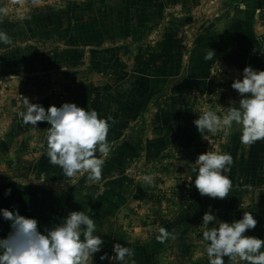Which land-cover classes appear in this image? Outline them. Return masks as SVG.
Returning a JSON list of instances; mask_svg holds the SVG:
<instances>
[{
	"label": "rangeland",
	"instance_id": "obj_1",
	"mask_svg": "<svg viewBox=\"0 0 264 264\" xmlns=\"http://www.w3.org/2000/svg\"><path fill=\"white\" fill-rule=\"evenodd\" d=\"M90 1L94 0H0V31L7 33L12 39L10 45L0 43V72L4 69L7 70L6 74L20 75L23 67H14L11 59L15 63L17 59L20 62L25 58H35L32 57L35 47L50 48L60 40L67 42L69 19L76 26L81 25V28H72L70 42L75 44L82 42L79 41L84 38L79 33L84 23L82 14ZM207 2L211 4L209 0ZM120 3L121 0L105 2L108 10ZM150 4L156 5V9L153 6L155 12L153 10L151 14L148 13L150 20L140 16L143 30L137 37L133 36L136 39L134 41L160 42L159 37L164 33L165 21L174 19V16H169L168 13H183L181 8H164L162 0H152ZM140 5L145 9L149 8L148 0L141 2ZM205 5L206 3H202L196 8L193 14L195 18L192 17L189 22L175 26L174 30L179 35L182 31H189L199 18V14L207 11L203 10ZM129 6L131 5L125 1L123 8L129 9ZM254 7L264 17V10L261 9L264 7V1L256 2ZM131 8L138 9L137 4ZM97 10L101 15L102 8L97 7ZM153 20L155 24L152 23ZM63 29L66 33L58 35L57 31ZM107 36L109 42H115L113 44L120 41L112 34ZM156 45L153 43V47ZM155 48L153 52L157 54L163 52ZM2 49L9 50L2 52ZM5 53L11 55L4 58ZM123 54L125 64H130L132 59L128 52L124 51ZM34 68L36 71H33ZM37 68L33 67L29 74L31 76L36 74ZM158 80L155 81V88L151 82L140 85L142 88L139 94V113L126 106L121 108L122 120L118 121L116 128L109 129L107 139L112 151L104 160L100 180H88L86 179L88 174L82 173L83 175L74 180L47 185L37 183V178L33 174L38 151L46 150V146H42V138L47 129L44 127L38 130V127L26 125L13 116L6 119L2 114L6 116L9 114L3 112L4 104L15 106L17 98L11 97L16 93L7 92L10 94L5 95L4 91L0 90V207L15 206L20 214L35 217L38 223H42L54 214L53 212L49 215L54 193L65 189L69 190L71 195H75L79 193L81 187L85 185L90 187L87 192L91 194L86 195L92 197L91 202L94 203L91 211L97 224L94 234L102 235L105 241L100 252L93 254V264H111L108 259L101 261L99 256L105 252L114 255L112 252L114 242L127 244L133 249L134 254L129 258L128 264H131L132 260H135V264H208V257L204 251L206 242L201 237L203 231L201 220L204 212L209 210V205L217 217L216 223L222 220L231 222L240 219L243 213L251 212L257 224L253 229L246 230L245 234L264 238V140L251 145H239V139L234 138L236 132L231 129L216 133L205 132L201 135L193 124L199 112L211 109L223 114L221 108L209 105L200 91L198 92L201 95L196 94V102L193 109H189L191 113L189 112L187 117L186 113L167 117L163 105L166 95H161V91L168 88L165 91L167 94L170 86L168 82L165 83L166 86L164 82L163 86H160ZM146 86L150 88L147 89ZM0 87L8 89V84L0 83ZM146 94L150 96H145ZM128 99L125 97L126 102ZM141 113H144V122L139 119ZM140 128L144 129L142 137L139 133ZM125 139H128L125 146L117 144ZM117 149L119 152L116 154L114 151ZM207 150L231 153L233 164L228 175L233 186L228 196L222 199L213 198L214 204L207 203L212 198L207 195L201 196L203 208H198V212H192L189 205L194 197L200 195L191 180L192 177L194 180L195 176L194 162L199 153ZM122 153L124 157L121 156ZM145 174L152 176L151 184L143 180ZM6 188H11L10 195H4ZM43 190L50 192L47 194ZM47 203H50V207ZM161 227L174 232L175 238L167 239L163 243L158 241L156 236ZM9 231V222L0 218V237L6 236ZM225 261L226 264H232L227 258ZM236 264L243 262L237 260Z\"/></svg>",
	"mask_w": 264,
	"mask_h": 264
},
{
	"label": "crops",
	"instance_id": "obj_2",
	"mask_svg": "<svg viewBox=\"0 0 264 264\" xmlns=\"http://www.w3.org/2000/svg\"><path fill=\"white\" fill-rule=\"evenodd\" d=\"M125 1L131 5L129 9L123 8ZM144 1L146 0H121V3L114 5L111 10L106 8V0L90 1L84 7L85 11L82 14L84 23L79 32L84 37L83 40H79L82 42L78 44L70 42L72 28H81V25L76 26L69 19L67 42L56 41V45L50 48L35 47L33 50L35 53H32V57L35 58H25L20 62L17 59L15 63L11 59L14 67L23 68L17 76L6 74L7 70L4 69L0 72V83L8 84V89L0 87V90L4 91L5 95L10 94L7 92L16 93L11 98H17L15 106L4 104L3 112H8L9 115H2L6 119L13 116L17 121H23L18 113L23 110L24 97L30 102L41 103L45 108L51 104L59 106L66 101L75 102L81 107L95 109L100 116L108 120L109 129H113L123 118V113L120 112L123 106L139 113V94L142 88L140 85L151 82L155 88V81L158 79L160 86H163V82L164 86L167 82L170 86L163 101L167 117L184 113L187 117L196 102L198 91L209 105L221 108V113L224 114L228 107L233 106L231 103L238 102L240 98L236 90L230 87L232 80L241 76L242 69L246 65H251L255 69H264V17L254 7L256 2L264 0H209L211 4H208L207 0H162L164 8H181L183 13H168L169 16H174V19L165 21L164 33L159 37L161 41L158 43L149 40L134 41L143 30L141 17L150 20L148 15L156 9V5L150 4L152 0H148L149 8L145 9L140 5ZM135 3L138 9L131 8ZM202 3H206L203 10L207 11L199 14L200 19L196 20L189 31H182L179 35L174 30L175 26L189 22L196 8ZM97 7L102 8L101 15ZM261 9L264 10V7ZM68 14L70 16V13ZM152 23L155 24V21L153 20ZM57 32L58 35L66 33L64 29ZM108 34L120 39L119 43L109 42ZM134 35L136 36L133 37ZM153 43L163 51L161 54L153 52L156 49ZM19 50L21 52V47ZM213 50V57L205 59V54ZM124 51H127L132 59L130 64H125L123 61ZM14 54L16 55V52ZM10 55L11 53H5L3 57ZM35 66L38 67L37 73L31 76L29 70ZM46 69L51 71L47 72ZM33 71L36 69L34 68ZM166 90L168 88H165ZM219 93H223L224 98L221 102H216ZM125 97L129 98L127 102ZM110 114L112 116L109 117ZM191 116L193 117V114ZM37 127L38 130L44 127L47 129L48 124L37 122ZM231 130L236 132L234 138L239 139L240 133L235 129ZM46 136L47 132L42 138V146H46ZM127 140L117 144L121 143L125 146ZM238 144L242 145L240 140ZM114 152L117 154L119 150ZM121 156L124 157V154L122 153ZM35 159L37 163L34 165L33 174L37 178V183L44 185L60 183L83 175L67 177L59 166L50 164L47 146L46 150L38 151V158ZM86 179L89 180L88 177ZM89 189L90 187L85 185L75 195H71L69 190L65 189L54 193L49 215L53 212L54 214L51 218L47 217L45 222L38 223V226H51L72 210L84 209L93 217L91 211L94 203L91 202L92 197L86 195L91 194L87 192ZM43 191L47 194L50 192ZM207 203L214 204L213 198ZM47 205L50 207V203ZM189 206L192 212H198V208H203L201 195L194 197Z\"/></svg>",
	"mask_w": 264,
	"mask_h": 264
},
{
	"label": "clouds",
	"instance_id": "obj_3",
	"mask_svg": "<svg viewBox=\"0 0 264 264\" xmlns=\"http://www.w3.org/2000/svg\"><path fill=\"white\" fill-rule=\"evenodd\" d=\"M0 43L10 45L11 37L0 31ZM214 50L205 54L211 59ZM230 87L240 97L221 115L211 109L199 112L193 120L197 131L216 133L235 129L240 133L243 145L264 140V69L246 65L239 78H234ZM23 110L18 113L23 123L37 127V122H47V157L52 165L59 166L67 177L87 173L91 181L102 175L104 160L112 151L108 141L109 122L95 109L79 106L75 102H62L45 108L39 102H30L24 97ZM193 168L195 188L201 196L224 198L233 186L228 175L233 157L227 151H204L198 154ZM143 180L153 182L150 174ZM11 188L4 190L10 195ZM0 218L9 222L10 231L0 237V264H93V254L100 252L105 241L102 235L94 234L95 218L86 211L72 210L51 226H38L35 217L20 214L18 208L0 207ZM216 215L209 210L202 215V239L206 242L208 264H226L225 258L236 264H264V238L247 235L257 220L251 212L243 213L240 219L216 223ZM43 227V230L41 228ZM156 239L163 243L174 239L175 233L159 228ZM114 255L102 253L101 261L111 264H128L134 254L127 244L114 242ZM135 264V260L131 261Z\"/></svg>",
	"mask_w": 264,
	"mask_h": 264
},
{
	"label": "trees",
	"instance_id": "obj_4",
	"mask_svg": "<svg viewBox=\"0 0 264 264\" xmlns=\"http://www.w3.org/2000/svg\"><path fill=\"white\" fill-rule=\"evenodd\" d=\"M163 94H165V90H162L161 91V95H163ZM224 98V94L223 93H219V94H217V96H216V102H221L222 101V99ZM146 110V109H145ZM146 112V111H145ZM144 112V113H145ZM144 113H141L140 115H139V119H141V121L142 122H144ZM143 132H144V129L143 128H140V130H139V133H140V136L142 137V135H143Z\"/></svg>",
	"mask_w": 264,
	"mask_h": 264
}]
</instances>
